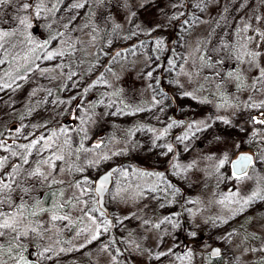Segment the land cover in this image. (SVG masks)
<instances>
[{
  "label": "rangeland",
  "instance_id": "obj_1",
  "mask_svg": "<svg viewBox=\"0 0 264 264\" xmlns=\"http://www.w3.org/2000/svg\"><path fill=\"white\" fill-rule=\"evenodd\" d=\"M94 1L63 0L53 18L68 22L65 32H87L78 20ZM110 1L114 7L92 19L95 35L104 40L85 39V47L94 49L78 66L71 67L64 55H45L24 78L0 89V176L20 165L13 190L5 195L14 205H27L25 223L36 228L17 242V259L23 258L21 264H227L235 257L234 264H259L264 201L243 210L218 201L229 192L242 200L264 189V125L250 121L264 111V0H187L191 12L183 22L185 12L171 19L174 9L168 6L171 1L183 6L182 0ZM71 3L84 7L69 9ZM35 17L42 22L48 16L40 11ZM176 23V34L165 42L161 35ZM215 25L223 44L208 41L204 47ZM6 52L0 45V72ZM201 53L210 66L198 65ZM35 83L37 91L44 87L25 109ZM41 136L44 140L27 147ZM243 152L254 157L248 178L229 179L228 164L216 171L224 154L235 159ZM52 155L63 159L41 163ZM115 165L120 171L106 196V216L97 206L94 182ZM37 167L48 180L28 175ZM0 207L12 210L7 203ZM32 211L36 214L28 215ZM170 214L178 227L161 223ZM52 215L67 219L53 221ZM97 225L101 232L93 240ZM226 231L234 232L228 243L215 239ZM0 243L6 252L11 237ZM217 247L228 250L227 259L210 255ZM162 252L169 254L157 259ZM0 257L7 259L3 252Z\"/></svg>",
  "mask_w": 264,
  "mask_h": 264
},
{
  "label": "trees",
  "instance_id": "obj_2",
  "mask_svg": "<svg viewBox=\"0 0 264 264\" xmlns=\"http://www.w3.org/2000/svg\"><path fill=\"white\" fill-rule=\"evenodd\" d=\"M63 0H8V3L0 5V34L7 32V36L0 38V45H3L7 50L5 55V67L0 72V83L9 84L12 81L19 80L23 75L30 72V70L36 67L37 60L45 56L49 52L62 53L66 58L72 60L70 66H78L82 59L87 58V51H93L94 46L85 47L84 41L89 38L92 42H100L104 39L97 38L95 35L94 26L92 19L101 15V11H104L106 7H114L115 1L110 0H96L91 4V7L86 10L85 14L80 17L78 23L82 24L85 31L75 30L74 32H65V28L68 24L66 20H56L55 15ZM151 1V0H147ZM93 2V1H92ZM167 2V1H165ZM28 3L32 5L27 10H24L21 5ZM183 6L178 4H173L172 1L169 2L170 7L174 9L173 14H170L171 19L176 18L177 14L185 15L180 19L187 20L190 17L191 8L185 4L189 3L187 0H182ZM37 5L41 6L40 11H43L48 16L42 22L36 21ZM101 10V11H100ZM183 10L184 12H181ZM106 12V11H105ZM110 14V12H109ZM176 14V15H175ZM225 14V13H224ZM94 16V17H93ZM222 16V14H221ZM25 20L24 24L20 23V20ZM96 22V21H95ZM215 25L212 33L218 32L219 28ZM178 24H174L173 28H169L167 33L161 35L165 42H170L176 33ZM41 31V32H40ZM216 33L210 35L205 39L204 47L208 46L207 43H212L213 45L219 44L217 47L223 44V38ZM63 36L60 44L54 46L52 44L56 37ZM222 37V36H221ZM218 38V39H217ZM21 48V50L19 49ZM19 50V54L15 53ZM15 53V54H14ZM203 54V55H202ZM200 58H202L198 65L210 66L212 62L205 59V54L201 53ZM215 65V64H214ZM214 73H216L214 68H211ZM224 70V69H223ZM46 71V70H43ZM204 69L202 70V72ZM224 75V74H223ZM226 79V78H225ZM226 86V85H225ZM30 90L27 91V99L25 101V109L27 103L31 106V102L39 98L41 90L37 91L38 85L30 86ZM224 87V86H223ZM57 89H60L58 86ZM32 107V106H31ZM259 264H264L261 261Z\"/></svg>",
  "mask_w": 264,
  "mask_h": 264
},
{
  "label": "snow or ice",
  "instance_id": "obj_3",
  "mask_svg": "<svg viewBox=\"0 0 264 264\" xmlns=\"http://www.w3.org/2000/svg\"><path fill=\"white\" fill-rule=\"evenodd\" d=\"M8 3V0H0V5L6 4ZM32 5L28 4V3H24L21 5V7L24 10H27L29 7H31ZM37 16H39L40 14V10L41 6L37 5ZM84 7L83 4L80 3H71L70 5H68L69 9H78V8H82ZM75 14L73 15V17L69 18V23H71L72 19H74ZM21 24L25 23V20L21 19L20 20ZM8 33L4 32L2 34H0V38H2L3 36H7ZM47 58L48 59H52L54 56L56 55H62V53H58V52H49L46 53ZM117 55H119V53H117ZM0 63H3V61H0ZM149 75H151V73H149ZM261 77H264V70L261 71ZM24 78V77H21ZM14 82V81H13ZM11 87V84H0V89L3 88H8ZM223 106V105H221ZM264 111H260L259 114L257 116H252L250 117V121L253 124H259V125H264ZM223 122L225 124L230 123L229 120L224 119ZM190 127H192L190 125ZM243 130V129H242ZM259 130H257L258 132ZM53 135H55V133H53ZM187 138V136L185 137H180L181 140ZM41 140H44V137L41 136L40 140L38 141H34L32 144L28 145L27 147L29 149H31L32 147H35V145L37 143H40ZM101 144L97 143L94 145L95 148H101ZM51 148V145H45L44 150H49ZM87 151H92V149H87ZM167 151L171 152L172 151V147L171 145L167 146ZM15 154V153H13ZM104 159H107V157H103ZM63 157L62 156H56V155H52L50 157H48V159L46 160H42L41 163L42 164H47V165H54L55 160H62ZM23 163H28L27 157L23 158ZM195 164V162L187 165V168H191L193 167ZM226 164L230 165L231 167V174L228 177L229 179H235L237 181H242L246 178H248V169L250 167L253 166L254 164V159L252 155H249L247 153H241L239 154L234 160L230 159L228 157L227 154H224L222 158H220L218 160V163L216 164V171L218 172L221 168H223ZM3 165V161L0 160V166ZM20 167V165H16L14 166L13 172L12 173H5L3 176H0V206L4 205L5 203L8 204L9 208L12 209L11 211H7L5 210L3 207H0V240H2L4 237L6 236H10L11 237V243L9 244V247L7 249L6 252H4L3 250V244L0 243V252H3V255L7 257V259H4L3 257H0V264H8V260H12L14 261V264H21L22 261V257H20V259H17V255L15 252V248L17 247V242L22 241L23 239H25L26 237H28L29 233L32 232H36V228L32 227L30 224L25 223L27 220V215L25 214V208L27 207L26 204L21 203V204H13L11 197L10 196H6L5 192L10 193L13 188L12 185L16 183V178H15V171L16 169H18ZM113 172H118L120 171L119 168L113 169ZM28 175L30 177H41L43 180H48L49 179V175L44 174L43 172L40 171V168L37 167L35 170L30 171L28 173ZM112 175V172H109L107 175L103 176L102 178L99 179L98 181V188L96 189V191H104L105 190V185L108 181L109 176ZM123 175H127V173H123ZM148 175H153V173H148ZM11 178L12 183H7L6 180L8 178ZM57 181L52 180L51 183H56ZM85 184H90L93 183V181H90L88 179H85L84 182ZM76 187H81V183L78 181L75 185ZM169 187H172V185H169ZM28 188H24L23 191L25 193L28 192ZM88 191V189H83L81 192V195H84L86 192ZM152 191H155V189H152ZM177 191H179V189H177ZM237 196V193L234 192H229V194L227 196H225L223 199L219 200L218 203L220 204H224L225 202L231 204V203H236L238 205H240V209L239 210H243V208L249 204H252L254 202H256L257 200L260 201H264V189H257L255 191H253L251 193V195H249L247 198L244 199H234ZM21 200H23V196L20 197ZM77 201L79 202V198H76ZM194 203V201H193ZM61 207H63V205H61ZM95 211H99V209H96ZM35 211H32L30 213H28V215H35ZM173 215L174 214H170L169 216H166L164 218V220L161 221V223H164L165 221H167L169 224H173ZM51 219L53 221L57 220V219H67L66 216H57V215H52ZM89 219L93 220V223H95V219L93 217H89ZM220 219V218H217ZM216 221H213V223H215ZM103 223V227L106 230L108 225L107 223ZM144 225H149V221L145 220ZM220 223H228V221L226 219H222L220 220ZM152 227L155 228H160V224H155V225H151ZM178 224H173V227H178ZM101 232V226L97 225L96 228V232L95 234L92 235V239L95 240L99 237ZM234 234V232L232 231H226L224 233H221L219 236L215 237V239H220L225 241L226 243H228L230 241V238L232 237V235ZM190 235L192 237L196 236V232L192 231L190 233ZM137 247H139V245H137ZM205 247L206 248H211V244L205 242ZM47 251V249H46ZM227 249H225L224 252H222V250L220 248H212L210 255L213 257H224L225 259H227ZM169 252H171V250H169ZM169 253H160L157 256V259L160 258V256H165L168 255ZM235 257H232L231 259H227V264H234L235 261Z\"/></svg>",
  "mask_w": 264,
  "mask_h": 264
},
{
  "label": "water",
  "instance_id": "obj_4",
  "mask_svg": "<svg viewBox=\"0 0 264 264\" xmlns=\"http://www.w3.org/2000/svg\"><path fill=\"white\" fill-rule=\"evenodd\" d=\"M261 118H264V117H261ZM245 153V152H243ZM241 154V153H240ZM249 155H252L250 153H247ZM253 156V155H252ZM254 159V157H253ZM234 160V159H233ZM116 168H119L118 165H115L111 168H109L108 170H106L104 173H102L94 182V193L96 194L97 196V206L100 210H102L106 216H109L110 215V211L109 209L107 208L106 206V196L107 194L110 192V190L112 189V186H113V182H114V179H113V175L115 172H113L112 170L113 169H116ZM252 167H250L248 169V173L250 172ZM109 172H112V175L109 176L108 178V181L105 185V190L104 191H96V189L98 188V181L100 178H102L103 176L107 175ZM185 248V247H184Z\"/></svg>",
  "mask_w": 264,
  "mask_h": 264
},
{
  "label": "flooded vegetation",
  "instance_id": "obj_5",
  "mask_svg": "<svg viewBox=\"0 0 264 264\" xmlns=\"http://www.w3.org/2000/svg\"><path fill=\"white\" fill-rule=\"evenodd\" d=\"M249 173H250V172H249ZM249 173H248V174H249ZM184 247L186 248V245H184ZM24 252H25V251H24ZM22 255H26V252H25V253H23ZM22 255H21V256H22Z\"/></svg>",
  "mask_w": 264,
  "mask_h": 264
}]
</instances>
